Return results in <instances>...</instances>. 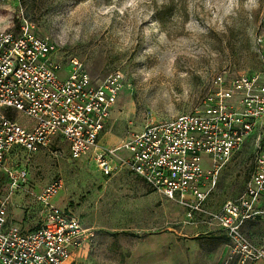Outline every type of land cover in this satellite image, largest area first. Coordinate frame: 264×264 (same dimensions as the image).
<instances>
[{
    "label": "rangeland",
    "instance_id": "374dc122",
    "mask_svg": "<svg viewBox=\"0 0 264 264\" xmlns=\"http://www.w3.org/2000/svg\"><path fill=\"white\" fill-rule=\"evenodd\" d=\"M247 2L5 0L0 29L17 28L24 19L32 23L36 33L56 47L62 77L74 59L98 82L121 71L124 86L102 133L103 144L119 146L149 119L170 120L202 106L218 74L264 78V0L251 10L244 7ZM18 120L31 124L23 113ZM260 131H253L220 172L207 208L219 210L227 199L244 192ZM25 157L20 151L10 159L22 164ZM30 176L35 194L61 176L64 185L55 203L96 229L77 264L231 263L227 241L217 226L205 222V214L191 219L183 205L131 175L107 176L91 158L54 161L38 151L32 156ZM9 208L23 212L27 227L39 220L41 206L30 193L10 199ZM252 227L258 228L255 222Z\"/></svg>",
    "mask_w": 264,
    "mask_h": 264
},
{
    "label": "built area",
    "instance_id": "2783aa9c",
    "mask_svg": "<svg viewBox=\"0 0 264 264\" xmlns=\"http://www.w3.org/2000/svg\"><path fill=\"white\" fill-rule=\"evenodd\" d=\"M55 54L56 47L26 19L0 29V264H77L96 237L94 227L55 203L61 176L37 194L31 190L30 164L38 151L54 161L91 158L107 176L125 171L183 205L191 219L205 214V222L229 239L228 264H264V232L257 236L249 228L264 222V78L218 74L202 106L170 120L149 119L121 145L108 146L102 133L124 86L123 73L98 82L74 59L62 77ZM19 113L31 124H21ZM257 128L254 170L244 192L219 210L207 208L220 172ZM20 151L25 161L14 164L10 156ZM24 192L41 206L33 227L9 208L10 199Z\"/></svg>",
    "mask_w": 264,
    "mask_h": 264
},
{
    "label": "crops",
    "instance_id": "0c3cea01",
    "mask_svg": "<svg viewBox=\"0 0 264 264\" xmlns=\"http://www.w3.org/2000/svg\"><path fill=\"white\" fill-rule=\"evenodd\" d=\"M121 173H125V174H127V175H129L128 173H126L125 171H121ZM130 176V175H129ZM131 178H135V177H131ZM135 179H137V178H135ZM139 180V179H138ZM141 182V181H140ZM40 192V191H39ZM23 195H24V193H20L19 195H17L16 197H14L13 199H21V196L23 197ZM25 197V196H24ZM11 210V209H10ZM12 212H13V215H14V217H15V219L16 220H18V221H20V222H22L23 221V212L21 213V212H18V213H16V211H14V210H11ZM21 216H19V215ZM29 214V213H28ZM23 223V222H22ZM24 224V223H23ZM25 225V224H24ZM26 226V225H25ZM27 227V226H26ZM256 227H258V228H256V230H254V228L252 227L251 228V230L255 233V235H260V233H262V232H264V222H260L259 221V224L258 225H256Z\"/></svg>",
    "mask_w": 264,
    "mask_h": 264
},
{
    "label": "clouds",
    "instance_id": "9594fccd",
    "mask_svg": "<svg viewBox=\"0 0 264 264\" xmlns=\"http://www.w3.org/2000/svg\"><path fill=\"white\" fill-rule=\"evenodd\" d=\"M228 3L229 5H234L236 3V0H228ZM244 7L248 8L249 10H251V7H258V0H248V2L245 3Z\"/></svg>",
    "mask_w": 264,
    "mask_h": 264
},
{
    "label": "trees",
    "instance_id": "16d2710c",
    "mask_svg": "<svg viewBox=\"0 0 264 264\" xmlns=\"http://www.w3.org/2000/svg\"><path fill=\"white\" fill-rule=\"evenodd\" d=\"M224 236V239L226 240V241H228L229 239L225 236V235H223Z\"/></svg>",
    "mask_w": 264,
    "mask_h": 264
}]
</instances>
